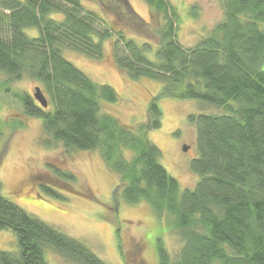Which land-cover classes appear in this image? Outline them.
<instances>
[{
    "label": "trees",
    "instance_id": "trees-1",
    "mask_svg": "<svg viewBox=\"0 0 264 264\" xmlns=\"http://www.w3.org/2000/svg\"><path fill=\"white\" fill-rule=\"evenodd\" d=\"M145 1L150 22L129 0H98L103 14L82 0H0V72L7 82L40 83L48 107L17 93L24 112L41 119L44 133L65 148L99 151L118 177L115 201L121 196L129 204L145 202L171 222L183 247L173 260L159 241L161 264H264V0H222L223 20L193 47L179 43L178 13L169 0ZM28 29L38 33L29 35ZM133 33L153 34L156 44H140ZM107 39L129 78L159 81L163 96L222 110L189 116L197 130L194 188L181 190L148 138L162 123L157 99L150 101L146 122L128 125L102 111L103 103L119 100L115 89L93 81L62 52L103 59ZM60 176L76 179L72 173ZM3 229L14 232L19 247L0 251V264H49L47 249L79 264H107L81 241L8 200L0 181Z\"/></svg>",
    "mask_w": 264,
    "mask_h": 264
},
{
    "label": "rangeland",
    "instance_id": "rangeland-1",
    "mask_svg": "<svg viewBox=\"0 0 264 264\" xmlns=\"http://www.w3.org/2000/svg\"><path fill=\"white\" fill-rule=\"evenodd\" d=\"M129 1L136 14L150 22L151 8L146 1ZM82 2L103 14L98 0ZM169 4L178 13L177 38L184 47L198 44L224 18L222 0H169ZM27 33L35 35L38 30L28 29ZM148 35L134 37L140 44L146 40L156 44V37ZM62 52L93 81L115 89L119 100L103 103L102 111L128 125L146 122L150 101L157 99L162 123L159 129L148 132V138L162 151L160 163L178 180L181 190L194 188L199 180L191 169V161L198 156L197 130L189 116L222 110L199 100L163 96L159 81L129 78L114 60L112 39L104 42L103 59L68 48ZM6 80V74L0 72L2 194L27 213L81 241L107 264H161L160 242L175 260L183 241L171 222L166 217L160 219L145 202L129 204L121 196L115 201L118 177L107 168L99 151L65 148L44 133L41 119L24 112L17 93L33 97L40 83L29 78ZM185 144L189 145L187 151L183 150ZM61 173H72L76 179L70 183ZM78 191L82 194H74ZM18 247L12 230H0V251H16ZM45 260L49 264H79L50 249L45 251Z\"/></svg>",
    "mask_w": 264,
    "mask_h": 264
},
{
    "label": "water",
    "instance_id": "water-1",
    "mask_svg": "<svg viewBox=\"0 0 264 264\" xmlns=\"http://www.w3.org/2000/svg\"><path fill=\"white\" fill-rule=\"evenodd\" d=\"M33 97L35 98L36 101L39 102V104L43 107V108H47L49 103H48V99L46 97V95L44 94L43 90L41 89V87H36L35 92L33 94ZM189 149V145L185 144L183 146V150L187 151Z\"/></svg>",
    "mask_w": 264,
    "mask_h": 264
}]
</instances>
